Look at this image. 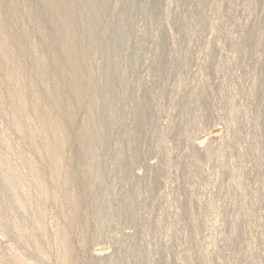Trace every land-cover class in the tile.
Returning a JSON list of instances; mask_svg holds the SVG:
<instances>
[{"label": "rangeland", "instance_id": "374dc122", "mask_svg": "<svg viewBox=\"0 0 264 264\" xmlns=\"http://www.w3.org/2000/svg\"><path fill=\"white\" fill-rule=\"evenodd\" d=\"M0 264H264V0H0Z\"/></svg>", "mask_w": 264, "mask_h": 264}, {"label": "bare ground", "instance_id": "6f19581e", "mask_svg": "<svg viewBox=\"0 0 264 264\" xmlns=\"http://www.w3.org/2000/svg\"><path fill=\"white\" fill-rule=\"evenodd\" d=\"M62 27H63V26H62ZM62 27H61V28H62ZM58 30H59V29H58ZM61 34H63V33H61ZM59 167H60V166H59ZM64 259H65V258H64Z\"/></svg>", "mask_w": 264, "mask_h": 264}]
</instances>
